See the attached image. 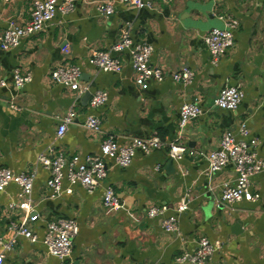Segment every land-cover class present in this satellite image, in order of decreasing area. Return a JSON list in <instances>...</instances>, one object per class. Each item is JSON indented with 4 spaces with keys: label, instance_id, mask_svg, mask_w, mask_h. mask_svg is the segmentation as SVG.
Wrapping results in <instances>:
<instances>
[{
    "label": "crops",
    "instance_id": "crops-1",
    "mask_svg": "<svg viewBox=\"0 0 264 264\" xmlns=\"http://www.w3.org/2000/svg\"><path fill=\"white\" fill-rule=\"evenodd\" d=\"M103 1L76 0L73 12H58L45 30L19 46L7 50L0 46V80L6 81L5 86L0 84V167L31 173L40 152L50 145L68 156H84L99 152L107 134L120 144H130L133 138L158 137L164 143L179 139L186 152L176 160L170 144L148 154L137 149L130 166L110 163L108 177L95 192L74 184L73 192L60 198L49 197V173L38 168L34 199L41 213L35 227L39 238L35 242L22 238L4 264H190L177 258L195 250L202 237L221 243L209 264H264V171L251 178V190L259 199L231 205L222 201L221 194L225 184L235 182L234 166L206 172L207 153L220 147L225 131L237 133L240 121L247 123L249 137L260 141L257 152L264 159V0H153L155 8L140 10L116 3L110 16L97 10ZM32 3L0 0V32L28 22ZM221 16L235 18L240 25L234 46L213 64L204 35L226 26ZM129 21L134 42L150 43L151 64L167 73L161 82L152 80L148 89L136 83L128 52H112L124 61L120 73L89 62L90 49L108 50ZM66 61L80 67L90 93L102 89L109 99L91 107L89 92L80 96L77 120L57 139L59 118L71 108L75 93L54 82L50 73ZM17 67L32 74L21 88L13 84ZM185 68L196 73L187 85L172 77ZM226 85L240 86L245 92L237 110L214 105ZM194 100L200 101L204 113L180 129L181 106ZM11 102L21 109L11 107ZM89 114L101 120L100 133L84 126ZM69 186L65 180L64 187ZM106 186L119 195L121 210L103 207ZM19 189L10 184L0 192V235L6 238L10 220L21 216L20 210L7 205L20 200ZM186 194L189 209L178 213L174 206ZM151 205L169 206L165 215L178 217L179 233L166 232L162 217H148ZM58 217L74 218L80 227L64 263L49 254L43 242L47 222ZM240 221L241 229L233 231Z\"/></svg>",
    "mask_w": 264,
    "mask_h": 264
},
{
    "label": "built area",
    "instance_id": "built-area-1",
    "mask_svg": "<svg viewBox=\"0 0 264 264\" xmlns=\"http://www.w3.org/2000/svg\"><path fill=\"white\" fill-rule=\"evenodd\" d=\"M116 3L132 6L137 10L155 8L153 0H105L97 6V10L104 16H110L115 12ZM32 4V16L28 22L11 24L3 32H0V46L3 49L15 48L24 39L45 30L58 12L66 15L76 8V0H33ZM221 18L226 26L224 28L214 27L204 35V41L210 51L213 64H217L234 46V33L240 25V22L235 18L224 16ZM132 29L133 22H126L121 26L118 40L108 50L90 49L89 62L100 70L120 73L124 61L112 55V52H128L135 72L136 83L142 89H148L152 80L161 82L167 77V73L151 64L153 46L148 42L135 43L132 38ZM21 69V67H17L14 70L13 84L17 88L23 87L32 80V74ZM50 74L54 82L75 93L71 108L59 118L60 124L56 137L61 139L70 125L77 120L78 98L89 92L90 86L88 83L82 82L80 67L68 61L56 66ZM195 74V71L185 68L173 73L172 77L176 82L187 85L193 82ZM0 84L5 86L6 81L0 80ZM244 97L245 92L240 86L226 85L214 98V105L223 109L237 110ZM108 99L109 93L98 89L91 93L90 106H101ZM11 107L21 109L15 102H11ZM203 113L204 110L199 100L184 103L179 112V128L187 127L191 121ZM84 126L95 133L102 131L101 120L96 115L89 114L85 119ZM237 130V133L232 129L225 131L220 138V147L210 150L206 155L209 162L206 170L208 174L220 171L228 164H232L235 168L234 184H225L221 194L222 201L229 205L242 200L252 202L259 199V195L251 190V178L264 171V159L257 152L260 141L257 138L249 137L250 129L245 121H240ZM165 144H170V155L174 159L183 158L186 146L179 139L164 143L158 137L133 138L130 144H120L113 134H107L102 140L99 152L84 156L80 154L68 156L50 145L40 152L35 169L31 173H17L10 168L0 167V192L6 190L10 184L18 185L20 200L11 201L7 205L11 210L21 211L20 218L11 219L8 223L10 236L6 238L4 235H0V264H4L8 254L15 250L22 238L31 242H35L39 238L35 227L41 219V213L37 209L34 199L38 168L42 167L49 173L47 180L49 197L60 198L65 193L71 194L73 192L71 186L74 184H80L87 192L93 193L108 177L111 164L128 167L132 164L137 149L148 154L151 150ZM157 168L159 170L160 166L158 165ZM65 180L69 182V187H64ZM102 203L108 211L122 209L121 199L112 186L105 187ZM189 205V195L186 194L176 203L174 210L183 213L189 209ZM169 209L170 207L167 205H151L147 210V215L150 218L162 217V227L166 232L179 233L178 217L165 215ZM79 230V224L74 218L58 217L49 220L43 238L47 252L64 263L72 254L74 238ZM220 247V242L214 243L208 238L202 237L195 250L184 252L177 258V261L190 264H209V260Z\"/></svg>",
    "mask_w": 264,
    "mask_h": 264
},
{
    "label": "water",
    "instance_id": "water-1",
    "mask_svg": "<svg viewBox=\"0 0 264 264\" xmlns=\"http://www.w3.org/2000/svg\"><path fill=\"white\" fill-rule=\"evenodd\" d=\"M89 94L91 95L90 92H89ZM172 163H173V161L170 162V164H172ZM241 226H242V222L240 221V222H238V223L235 225L233 231H236V232H237V230H240V229H241Z\"/></svg>",
    "mask_w": 264,
    "mask_h": 264
},
{
    "label": "trees",
    "instance_id": "trees-1",
    "mask_svg": "<svg viewBox=\"0 0 264 264\" xmlns=\"http://www.w3.org/2000/svg\"><path fill=\"white\" fill-rule=\"evenodd\" d=\"M103 196V195H102Z\"/></svg>",
    "mask_w": 264,
    "mask_h": 264
}]
</instances>
